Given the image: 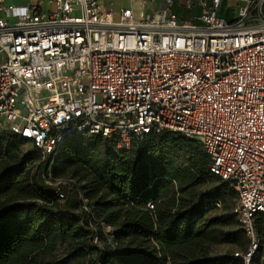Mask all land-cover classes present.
I'll list each match as a JSON object with an SVG mask.
<instances>
[{"label":"built area","instance_id":"2783aa9c","mask_svg":"<svg viewBox=\"0 0 264 264\" xmlns=\"http://www.w3.org/2000/svg\"><path fill=\"white\" fill-rule=\"evenodd\" d=\"M50 3L0 0L4 131L29 141L39 161L71 134L127 150L165 132L194 140L208 172L236 193L249 264L252 221L264 214V0ZM42 178L62 202L67 183ZM77 199L92 214L90 199Z\"/></svg>","mask_w":264,"mask_h":264},{"label":"trees","instance_id":"16d2710c","mask_svg":"<svg viewBox=\"0 0 264 264\" xmlns=\"http://www.w3.org/2000/svg\"><path fill=\"white\" fill-rule=\"evenodd\" d=\"M26 142L0 135V264H245L248 246L237 256L206 253L207 245L235 236H221L224 221L206 216L228 184L208 172L209 158L194 140L165 132L127 150L99 134H71L54 157L36 163L21 156ZM180 153L184 166L176 163ZM42 172L74 178L92 214L80 207L73 188L59 202ZM207 174L222 182L217 190L183 194ZM257 214L259 231L264 214ZM94 232L98 244L92 242ZM245 236L242 230L243 241Z\"/></svg>","mask_w":264,"mask_h":264},{"label":"rangeland","instance_id":"374dc122","mask_svg":"<svg viewBox=\"0 0 264 264\" xmlns=\"http://www.w3.org/2000/svg\"><path fill=\"white\" fill-rule=\"evenodd\" d=\"M233 13V7L230 6L228 9V16H231ZM6 135L3 127L0 125V135ZM21 156L27 157L33 163H36L38 159H40V154L35 151L32 144L27 141L25 144L21 145L20 147ZM176 163L180 166H184L187 164L185 160V156L183 153H180ZM43 170V167L41 168ZM62 182H66L67 187L73 188V192L76 193V197L78 193L83 192L77 189V182L74 178L66 177V178H59ZM222 182L218 181L217 178L211 174H207L205 177L200 178V182L195 186L188 188L186 191L183 192L184 195H189L190 189L194 190V195H201L202 193H208L214 190H217L221 186ZM175 187L178 186V182H174ZM85 196V195H84ZM190 196V195H189ZM236 193L231 191V187L228 185L226 189L222 191V195L220 200H218L207 212L206 216H217L221 217V220L224 221V224L219 225V229L223 232L220 234L221 236L224 233L229 232L235 239L233 241H226L221 243H212L206 246V253L212 256H221L227 253H234L241 252L243 246H248L250 242V238L246 233L243 226L238 221V218L235 214L232 213L231 207L236 202ZM80 203V201H79ZM258 215V214H257ZM253 229L257 240V247L252 252L251 257L249 259V264H264V215H260L259 224L261 225V229L258 231L254 225V219L252 221ZM245 231V239L244 241L240 238L241 231ZM99 243V239L97 244ZM243 244V245H242ZM61 250L59 251L58 255H60Z\"/></svg>","mask_w":264,"mask_h":264},{"label":"crops","instance_id":"0c3cea01","mask_svg":"<svg viewBox=\"0 0 264 264\" xmlns=\"http://www.w3.org/2000/svg\"><path fill=\"white\" fill-rule=\"evenodd\" d=\"M11 1H15L17 4H24V5L34 2H41L42 7L45 9L51 6L50 0H11Z\"/></svg>","mask_w":264,"mask_h":264}]
</instances>
